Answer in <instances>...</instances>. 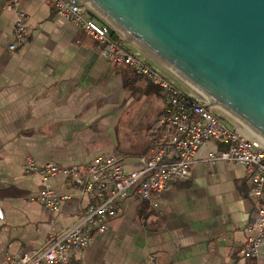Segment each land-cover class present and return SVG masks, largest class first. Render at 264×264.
Returning a JSON list of instances; mask_svg holds the SVG:
<instances>
[{"label": "crops", "instance_id": "0c3cea01", "mask_svg": "<svg viewBox=\"0 0 264 264\" xmlns=\"http://www.w3.org/2000/svg\"><path fill=\"white\" fill-rule=\"evenodd\" d=\"M20 9L28 16L29 36L10 50L16 14L0 0V264L47 246L90 201L73 195L60 212L46 208L40 198L45 181L25 172L27 158L84 172L97 155H119L133 169L165 107L160 86L104 58L98 43L52 2L20 0ZM148 113L152 119L144 123ZM223 147L203 144L189 175L171 182L158 208L136 194L119 202L108 229L93 233L72 264H244L245 226L264 194L250 196L246 166L207 160ZM52 183L59 194L73 192L64 174Z\"/></svg>", "mask_w": 264, "mask_h": 264}, {"label": "built area", "instance_id": "2783aa9c", "mask_svg": "<svg viewBox=\"0 0 264 264\" xmlns=\"http://www.w3.org/2000/svg\"><path fill=\"white\" fill-rule=\"evenodd\" d=\"M7 9L15 11V38L9 46L15 50L28 39L27 13L20 9V0H4ZM57 13L76 26L99 45L100 54L116 64L131 67L139 76L161 87L165 107L156 125L150 130L148 151L138 158V165L127 169L123 157L100 154L81 172L76 167L54 163L40 164L29 157L24 164L28 174L41 176L45 187L40 192L43 204L52 212H60L73 195L87 196L88 205L76 221L53 237L43 248L19 252L13 264H72V255L92 240L93 233L105 232L117 213V204L131 194L153 208L160 205V196L169 190L173 180L186 178L194 164L198 149L208 141L224 147L209 153L207 160H221L246 166L251 179L249 194H264V140L242 127L237 120L230 122L220 115L212 100L201 91L182 90L161 69L132 52L125 38L112 35L109 24L98 21L90 4L84 0H49ZM64 174L72 180V193L59 194L52 179ZM5 216L0 208V219ZM246 240L241 249L244 264H259L264 241V203L256 216L245 226Z\"/></svg>", "mask_w": 264, "mask_h": 264}, {"label": "water", "instance_id": "95a60500", "mask_svg": "<svg viewBox=\"0 0 264 264\" xmlns=\"http://www.w3.org/2000/svg\"><path fill=\"white\" fill-rule=\"evenodd\" d=\"M264 140V0H84Z\"/></svg>", "mask_w": 264, "mask_h": 264}, {"label": "rangeland", "instance_id": "374dc122", "mask_svg": "<svg viewBox=\"0 0 264 264\" xmlns=\"http://www.w3.org/2000/svg\"><path fill=\"white\" fill-rule=\"evenodd\" d=\"M92 7V6H91ZM92 14L94 17L102 22L109 24L113 30L116 32H119L121 36H123L128 42L129 47L131 48L132 52L142 56L147 62L153 64L154 66L158 67L161 69L166 75L170 76L176 84L182 89H193L195 91H200L198 90L195 86H193L189 81H187L184 77H182L179 73H177L173 68H171L168 64H166L164 61H162L159 57H157L154 53L149 51L146 47L141 45L138 41H136L134 38L127 36L121 29H118L110 20L107 16H105L103 13L98 11L96 8L92 7ZM217 112L222 115L225 119H228V121L233 122L234 117H232L229 113H227L225 110H223L221 107L218 105L215 106ZM138 116L137 118H139ZM152 116L150 113L147 114L146 118L143 119V122L146 123L147 121L151 120ZM236 120V119H235ZM238 121V120H237ZM139 122V121H138ZM138 122H135V126L138 125ZM239 122V121H238ZM134 124V121H133ZM135 129V127H134ZM139 127L137 126L136 131H138Z\"/></svg>", "mask_w": 264, "mask_h": 264}, {"label": "trees", "instance_id": "16d2710c", "mask_svg": "<svg viewBox=\"0 0 264 264\" xmlns=\"http://www.w3.org/2000/svg\"><path fill=\"white\" fill-rule=\"evenodd\" d=\"M112 35H113L114 37H117V32H116L115 30H113V29H112ZM135 75H136V76H139V75H137L136 73H135ZM139 77H141V76H139Z\"/></svg>", "mask_w": 264, "mask_h": 264}]
</instances>
